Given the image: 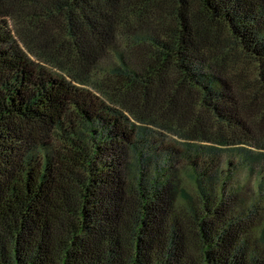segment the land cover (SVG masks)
I'll return each mask as SVG.
<instances>
[{
	"label": "trees",
	"instance_id": "16d2710c",
	"mask_svg": "<svg viewBox=\"0 0 264 264\" xmlns=\"http://www.w3.org/2000/svg\"><path fill=\"white\" fill-rule=\"evenodd\" d=\"M263 157L264 0H0V264H264Z\"/></svg>",
	"mask_w": 264,
	"mask_h": 264
},
{
	"label": "rangeland",
	"instance_id": "374dc122",
	"mask_svg": "<svg viewBox=\"0 0 264 264\" xmlns=\"http://www.w3.org/2000/svg\"><path fill=\"white\" fill-rule=\"evenodd\" d=\"M234 158V157H233ZM257 166L259 168L262 169V171L264 172V157L261 158L258 162H257ZM254 180L253 178V175L250 174L247 170H244V169H238L237 172H236V175H235V184L236 185H241V184H250V182H252ZM186 187L189 189V190H192L193 188V185L192 183L189 181V180H185L184 181ZM262 203H264V197H262Z\"/></svg>",
	"mask_w": 264,
	"mask_h": 264
}]
</instances>
